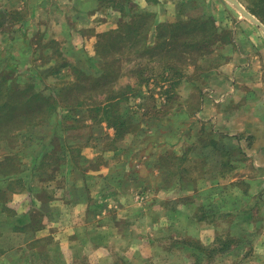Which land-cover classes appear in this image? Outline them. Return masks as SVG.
Wrapping results in <instances>:
<instances>
[{
  "label": "rangeland",
  "instance_id": "374dc122",
  "mask_svg": "<svg viewBox=\"0 0 264 264\" xmlns=\"http://www.w3.org/2000/svg\"><path fill=\"white\" fill-rule=\"evenodd\" d=\"M39 1L47 5V7L42 6V11L37 10ZM131 1L132 4H138V0ZM205 1L220 12L219 17L221 19L216 18V26L224 23L231 29H221L219 36H223L221 38L223 42L219 43L220 45L218 44L211 54L200 60L199 68L195 72L198 77L195 78V82H190L193 85L186 86V83L181 82L175 89L174 94L177 98L175 97L176 100L172 103V106L170 102H165V96L161 94L162 90L159 87H154L152 83H149L147 87L142 86L134 90L128 100L118 106L120 116L126 123L130 124L128 132L122 135V132H116L113 128L107 126L102 110L104 105L102 99L105 95L100 89H96V92L100 95H97L95 99H91L92 101L87 100L84 103L79 100L80 105L72 106L71 109L61 108L58 112L56 111L57 122L62 121V124L68 130L59 131V125H56V122L54 123L52 120V123L43 126L34 133L25 135L24 131H19L17 132L19 138L8 136L6 137L7 141L0 142V146L7 142V147H11L14 151L21 149L27 151L31 148L39 150L37 143L44 136L48 137L44 139L45 142L51 140L54 130L60 137L70 140L69 146L67 145L68 152L62 151L61 143L56 139L51 140L50 145L52 144L56 155L60 154L67 157L68 163H72L73 168L79 170L90 168L102 171V169L108 168L107 155H109V160L113 158L115 163L117 159L114 154H122L123 158L120 157L115 164L117 166L114 169L113 166L109 167L113 175L116 172L118 176H121L122 168L127 173L126 166L128 164L129 172L132 175V183L136 184L137 179H140L142 182H147L154 191L156 187L166 188V191H169L172 187L174 188L175 184H178L177 180L182 182L178 184L179 187L182 184L185 186L187 179H190L188 184L195 185V191L193 197H191V206L196 208L195 214L198 213L197 216L202 217L204 220H223L217 212L219 205H221L228 212L225 215L227 217L225 220L232 222L234 220L259 221L256 226H250L247 231L246 226L243 227L242 232H256L258 234L264 232V206L262 202L254 201L253 207L251 202L243 203L240 206L242 207L241 211H235L234 203H229L233 202L235 198L234 192L231 190V192H227L226 199L230 201L226 205L223 202L219 203L217 187L222 182L228 183L232 179L234 169L229 170L232 169L230 164L234 166L237 162L220 158L218 153H213V146L209 145L210 140L219 138L216 133H225L218 126L219 121L213 117V114H218L216 112L219 110V105H215V102L206 99L210 105L206 110H203V108H200L198 99V94L202 96L205 90L216 94L220 93V88L224 85L227 87L230 85L234 89L242 86L243 89H246L243 85H240L242 84L240 78L246 76L251 78L253 88L263 92L264 34L226 0ZM236 1L251 14L246 9L248 4L244 0ZM96 2V0H23V6L18 9L8 13L0 11V28L2 29L0 34L2 40L0 79L4 78L6 80L5 85H12L14 89L21 90L33 83L37 85L36 90L52 88L55 91L56 87L74 79L76 73H78L74 68H78V70L81 67L90 68L87 58L95 56L96 36L104 32L117 30L118 26L115 15L107 11V8L98 7ZM107 2L109 0H104L103 4ZM119 2L123 4V0H119ZM32 7L37 13L35 15L37 18L33 20L34 26L29 27L28 22L32 19L29 13ZM77 9H82L87 14L98 11L99 14L95 19L82 17L77 14ZM196 10L200 12V15L202 14L201 9L197 8ZM225 12L230 15L226 19L227 23L222 16ZM193 14L195 15L194 18L200 16L195 11ZM254 17L258 20L256 16ZM258 21L260 22V20ZM261 24L264 26L263 23ZM92 25H95V28L89 29ZM237 25H240L239 29ZM217 28L219 29V26ZM235 29H237V33H234ZM223 31L227 33L224 34ZM236 36L238 44L234 42ZM150 43H153V37L150 38ZM229 58L233 61L232 64L229 66L221 65ZM132 66L133 62L125 68H131ZM215 77L216 79H214ZM224 78L226 79L224 80ZM122 82L135 86L132 78L130 80L126 78ZM3 92V89H1L0 95ZM45 94L47 95L49 92L45 90ZM5 126V130L8 131L13 125L7 124ZM13 128L15 127L13 126ZM14 134H16L15 131ZM23 135H25V138H22ZM91 139L97 140L96 143L99 145L97 147L100 151L94 164H88L87 157L84 154L85 149H87L85 144ZM101 152L106 155L102 156ZM87 154L89 155V153ZM50 161L51 158H47L43 165H39L38 172H41V174L38 173V175L41 177L36 178L38 181L43 182V180L49 179L48 175L53 166ZM121 161L123 163L118 165ZM26 162L23 159L21 164L24 171H28V166L31 165H25ZM220 162L227 163L226 170H229L225 180L221 183H219L220 178L216 176L218 171L222 170ZM62 164L65 165L64 162ZM241 164L243 170H250V166L245 159ZM183 170H189L190 174ZM178 171L177 176L176 172ZM138 173L139 175H137ZM57 174L54 173L53 178H58ZM180 174L184 175L180 176ZM82 181L88 185L85 177L82 178ZM58 182L59 180H56V184ZM242 186L246 190L242 194L250 195L245 188L247 186L245 184ZM13 189L22 190L23 183L13 186ZM116 192L118 193V191ZM165 192L148 193V197L145 194L137 195L135 200L145 203L149 200V195L156 196L161 193L160 197L169 196ZM183 193H186V190ZM259 195L257 197L260 198ZM169 198L166 201L168 208L171 207V199ZM247 198L249 199L250 196ZM185 201L182 200V203ZM232 222L227 224V228H231ZM227 240L231 245L234 242L233 239ZM247 244L248 242L245 241V247ZM38 245L41 246V243ZM54 251L51 253V263L57 264L58 260L61 263L60 258L58 259L55 256L56 252ZM226 251L228 252L230 249ZM229 254L232 255V253ZM122 257L124 256L120 255V259ZM258 257H260V261L263 260L261 263H264V256ZM72 264L89 263L87 258H83Z\"/></svg>",
  "mask_w": 264,
  "mask_h": 264
},
{
  "label": "crops",
  "instance_id": "0c3cea01",
  "mask_svg": "<svg viewBox=\"0 0 264 264\" xmlns=\"http://www.w3.org/2000/svg\"><path fill=\"white\" fill-rule=\"evenodd\" d=\"M22 6L23 0H0V11L6 13ZM42 6L47 7L39 1L37 10L42 11ZM136 8L140 13L151 14L156 24L194 17V11L200 15L197 8L201 9L202 15L213 18L215 23L220 16L217 8L205 0H138ZM107 11L115 15L119 23L122 16L114 10ZM76 12L91 19L99 14L98 11L87 14L82 9ZM36 14L32 7L29 27L34 26ZM222 16L226 20L230 15L225 12ZM217 25L219 31L222 28L231 29L224 23ZM237 26L239 29L240 25ZM94 28L95 25H92L89 29ZM237 32L235 29L234 33ZM237 39L236 36L234 42L238 44ZM232 62L229 58L221 65L229 66ZM240 79V85L246 89L224 85L218 94L206 90L202 96L198 94L201 109L206 110L209 101L219 105L218 114H213V117L219 121L218 126L225 133H216L219 138H213L217 143L216 151H233L232 157L237 163L233 166L234 173L228 183L222 182L226 174L223 178L219 176V183L222 184L217 187V197L220 204L223 202L226 205L230 201L226 200L227 192L233 190L235 198L229 203H234L235 211L240 210L243 203L251 202L253 207L254 201H260L264 206V91L253 88L249 76ZM96 141L91 139L85 144L87 149L84 154L88 164H94L100 152ZM17 151L8 148L7 142L1 144L0 164L8 157L19 155ZM101 154L106 155L104 152ZM23 155L19 156L23 158ZM108 157V168L102 171L64 169L56 172L59 179L51 178L43 182L36 179V172L32 174V165L22 174H17V170L9 176L1 174L0 190L7 193L5 203L2 202L11 214L4 208L0 210V264H52L50 260L54 250L55 256L61 260L57 264H72L83 258H87L89 264H264L258 257L264 256V232L241 231L245 226L247 231L259 221L225 220L228 212L221 205L217 212L223 220H204L197 216L198 213L195 214L196 208L191 206L195 185L187 181L185 186L182 184L179 187L178 184L182 182L177 180L178 184L169 191L158 187L154 191L140 179L136 184L132 183L128 164L127 173L122 168L121 176L116 172L113 175L109 167L113 166L114 169L123 155L114 154L117 159L115 163L113 158L109 160ZM244 159L250 170H243L241 162ZM22 176H26L23 181L25 188L13 189ZM83 177L88 185L83 183ZM56 180H59L58 184ZM241 182L247 186L245 188L250 195L242 194L246 190ZM185 190L186 193H183ZM157 191H166L169 196L162 194L164 197H160L161 192L160 195H149L145 203L135 200L137 195L145 194L148 197V193ZM168 197L171 199L170 208L166 205ZM182 200H186V203H182ZM230 222L233 224L227 228ZM227 239H233V244ZM245 241L248 242L246 247ZM40 243L41 246L38 245ZM227 249L230 251L227 252ZM120 255L124 256L121 258L123 261Z\"/></svg>",
  "mask_w": 264,
  "mask_h": 264
},
{
  "label": "trees",
  "instance_id": "16d2710c",
  "mask_svg": "<svg viewBox=\"0 0 264 264\" xmlns=\"http://www.w3.org/2000/svg\"><path fill=\"white\" fill-rule=\"evenodd\" d=\"M96 1L98 7L114 10L122 18L118 23L117 30L96 36L95 56L87 58L90 68L81 67L80 70L74 68L78 72L74 79L56 87L55 91L52 88L36 90L37 85L33 83L17 90L12 85L6 86L4 78L0 79V93L1 89L4 91L3 97L0 95V142L7 141L6 137L8 136L19 138L17 134L19 131H24L25 135L39 131L38 129L52 123V120L54 123L56 122V125H59V131L68 130L62 121L57 122V112L61 108L71 109L72 106L80 105L79 100L84 103L87 100L92 101L91 99L100 95L96 89H100L105 95L102 99L104 102L102 110L107 126L124 135L128 132L130 124L120 116L118 109L120 103L126 102L134 90L142 86L147 87L149 83H152L154 87H159L162 90L161 94L165 96V102H170L172 106L177 98L174 94L175 89L181 82L186 83V86L193 85L190 82H195V78L198 77L195 72L199 68L200 60L211 54L214 48L223 42L221 39L223 36H219L221 31L217 28L214 19L209 16L201 14L199 18L190 17L174 23L156 24L151 14L140 13L136 4H132L131 0H123V4L119 0H109L106 4H103L104 0ZM244 1L248 4L246 9L264 24V0ZM222 33L227 32L223 31ZM152 35L153 43L151 44ZM131 57L132 59H130ZM132 62L131 68H125ZM126 78L134 79L135 86L123 83L122 81ZM45 90L49 94L46 95ZM7 124H12L15 128L11 126L10 130L6 131L5 125ZM25 135L22 138H25ZM47 138L44 136L37 143L39 150L35 148L27 151L16 150L19 155L24 154L25 156L23 155L22 158L16 154L13 158H6L0 164V175L9 176L10 173H15V170H17V174H22L24 171L21 167L23 159L27 161L25 165H32V174L36 172V178L41 177L38 175L39 165H43L47 158H51L50 162L53 163L48 175L49 179L53 178V174L57 171L59 173L64 168H73L72 163H68L67 157L56 155L52 144L50 145L51 140L56 139L60 141L62 151L68 152L67 145L69 146L70 140L60 137L54 130L51 140L45 142L44 139ZM209 145L213 146V153H220L218 154L220 158L234 161L233 151L229 152L227 149L216 151L217 143L213 138ZM220 166H222V170H219L216 176L222 175L221 178L229 170L234 169L230 164L232 169L227 171V163L220 162ZM183 171L190 174L189 170ZM178 174L179 171L176 172L177 176ZM183 175L180 174V176ZM25 178L26 176L19 177L17 183L22 184ZM187 180L189 182L190 179ZM19 187L21 188V186ZM23 188H25L24 185ZM6 196L7 193L0 190V199L4 203ZM1 200V208L11 214L3 206L4 203Z\"/></svg>",
  "mask_w": 264,
  "mask_h": 264
},
{
  "label": "water",
  "instance_id": "95a60500",
  "mask_svg": "<svg viewBox=\"0 0 264 264\" xmlns=\"http://www.w3.org/2000/svg\"><path fill=\"white\" fill-rule=\"evenodd\" d=\"M229 2L244 18L257 26L264 34V26L251 14H249L236 0H226Z\"/></svg>",
  "mask_w": 264,
  "mask_h": 264
}]
</instances>
